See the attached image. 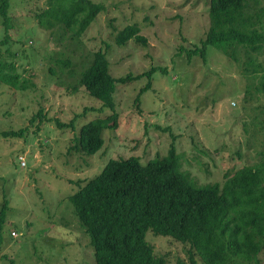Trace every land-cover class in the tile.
I'll list each match as a JSON object with an SVG mask.
<instances>
[{"label": "rangeland", "instance_id": "obj_1", "mask_svg": "<svg viewBox=\"0 0 264 264\" xmlns=\"http://www.w3.org/2000/svg\"><path fill=\"white\" fill-rule=\"evenodd\" d=\"M9 1L7 35L0 17V38L6 37L1 52L14 54L8 61L26 83L23 89L0 83V264H94L87 233L67 197L111 158L136 156L145 163L165 156L173 144L182 168L200 184L221 182L224 173L257 162L264 145V131L258 130L264 98L243 107L246 85L257 80L247 79L211 46L205 60L188 57L209 26V0H90L103 10L78 40L60 25H37L35 13L46 0ZM248 2L251 13L264 8V0ZM127 25L137 26L146 43L131 38L116 44L115 34ZM259 27L264 33V17ZM100 51L114 78L165 70L116 83L117 127L104 130L96 153L69 152L81 125L112 113L76 79ZM57 60L70 63L60 71ZM39 110L43 116L31 123ZM74 115L73 129L53 120L68 122ZM145 239L168 264L187 260L188 243L150 230ZM258 258L264 264V247Z\"/></svg>", "mask_w": 264, "mask_h": 264}, {"label": "trees", "instance_id": "obj_2", "mask_svg": "<svg viewBox=\"0 0 264 264\" xmlns=\"http://www.w3.org/2000/svg\"><path fill=\"white\" fill-rule=\"evenodd\" d=\"M253 2L257 4L258 0ZM249 6L248 0H209L205 36L188 49V57L194 54L205 60L207 46H211L237 64L247 79L257 80L246 85L243 107L248 100L258 103L260 96L264 98V58L259 59L264 54V33L259 27L264 8L251 13ZM9 8V0H0L6 35L11 25ZM102 10V4L90 0H46V7L34 18L38 26L47 29L60 25L69 31L65 34L69 39L78 40ZM131 38L146 43L135 25L119 30L115 43L122 45ZM5 39L0 38V83L23 89L26 80L18 74L14 62L8 61L14 54L9 49L7 54L1 52ZM56 63L62 71L70 62ZM157 69L161 68L114 78L108 72L103 52L92 54L76 77L77 83L112 113L81 125L72 136L68 151L96 153L103 144L104 130L117 127L113 98L116 83L148 78ZM42 116L39 110L30 122ZM75 118L76 115L68 122L53 120L57 127L73 129ZM24 130L8 134H22ZM258 130L264 131V125ZM257 154V162L224 173L221 182L204 184L182 168L173 144L165 156L145 163L136 156L109 159L95 176L77 182L76 190L67 197L87 233L94 264H168L164 257L153 253L145 239L147 230L188 243L187 260L177 259L175 264H196L195 255L203 264H259L258 255L264 247V145ZM4 213H0V224Z\"/></svg>", "mask_w": 264, "mask_h": 264}]
</instances>
